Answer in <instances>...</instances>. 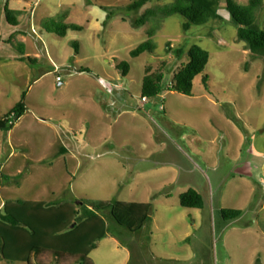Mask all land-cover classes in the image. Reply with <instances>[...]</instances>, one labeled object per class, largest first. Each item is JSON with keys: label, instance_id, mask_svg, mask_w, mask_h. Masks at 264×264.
Returning a JSON list of instances; mask_svg holds the SVG:
<instances>
[{"label": "rangeland", "instance_id": "obj_1", "mask_svg": "<svg viewBox=\"0 0 264 264\" xmlns=\"http://www.w3.org/2000/svg\"><path fill=\"white\" fill-rule=\"evenodd\" d=\"M132 1L0 0V118L25 91L28 106L10 132L0 131V211L8 199L150 203L151 218L138 232L101 214L108 235L89 264H264V56L238 39L222 3L218 18L189 31L181 15L163 20L156 50L132 57L152 26L135 28L134 19L165 3L123 9ZM7 4L22 10L18 25L7 20ZM102 6L116 8L106 25ZM62 12L84 29L47 31ZM258 22L264 28V7ZM22 44L34 61L20 60ZM193 44L210 52L193 94L167 90L143 103L145 68L165 62L167 85ZM122 62L130 64L127 75ZM190 188L203 195V208L181 205ZM224 208L243 215L226 220ZM40 259L53 260L50 253Z\"/></svg>", "mask_w": 264, "mask_h": 264}, {"label": "trees", "instance_id": "obj_2", "mask_svg": "<svg viewBox=\"0 0 264 264\" xmlns=\"http://www.w3.org/2000/svg\"><path fill=\"white\" fill-rule=\"evenodd\" d=\"M164 1L146 8L133 21L135 28L152 25L147 34L149 40L141 43L131 51L132 57H138L145 52L153 53L156 45L153 42L161 22L173 15H181L185 21L183 28L189 31L194 25H204L218 18V7L225 3L227 11L238 25V39L245 43L248 51L254 55L264 56V28L259 25V14L263 10L264 0H248L243 4L237 0H133L125 8L128 11L139 12L147 4ZM108 10L106 25L116 15L111 6H102ZM7 20L14 25L19 24L21 10L5 7ZM68 12H62L45 23L49 32L65 36L69 30L82 31L84 26L74 22H66ZM24 44H22L23 47ZM72 45L79 53V42ZM21 49V61H34L32 57ZM182 48L176 53L183 54ZM189 61L184 63L175 74L174 80L165 85V62L154 70L151 66L145 68L141 95L147 99L157 97L164 91H175L185 95H192L195 78L202 74L210 60V52L199 44L191 45L186 51ZM127 75L130 64L122 62L118 65ZM87 69H81L80 72ZM88 71V70H87ZM264 77V74H263ZM206 88L209 87V76L203 77ZM27 92H23L22 99L12 110L0 118V131L10 132L17 120L28 110L26 104ZM22 173L16 178H20ZM6 180L11 175L4 176ZM180 203L187 208H203L205 200L195 189H188L180 194ZM150 203L123 202L112 200H81L76 203L57 201H34L27 199H8L0 211V258L7 262H24L32 264H46L40 257L46 253L52 255L50 264H64L62 260L73 257L74 264H89V255L97 248L98 242L108 235L107 222L101 214L108 213L114 221L128 229L138 232L150 220ZM223 218L234 220L243 215L242 209L224 208Z\"/></svg>", "mask_w": 264, "mask_h": 264}, {"label": "built area", "instance_id": "obj_3", "mask_svg": "<svg viewBox=\"0 0 264 264\" xmlns=\"http://www.w3.org/2000/svg\"><path fill=\"white\" fill-rule=\"evenodd\" d=\"M58 79H60V76H58ZM142 101H143L144 103H147V102H148V99H147L146 97H144V98H142Z\"/></svg>", "mask_w": 264, "mask_h": 264}, {"label": "water", "instance_id": "obj_4", "mask_svg": "<svg viewBox=\"0 0 264 264\" xmlns=\"http://www.w3.org/2000/svg\"><path fill=\"white\" fill-rule=\"evenodd\" d=\"M150 214H152V209H151V207H150V210H149V215H150Z\"/></svg>", "mask_w": 264, "mask_h": 264}, {"label": "crops", "instance_id": "obj_5", "mask_svg": "<svg viewBox=\"0 0 264 264\" xmlns=\"http://www.w3.org/2000/svg\"><path fill=\"white\" fill-rule=\"evenodd\" d=\"M22 11V10H21ZM144 103V102H143ZM146 105L148 104V102L147 103H145Z\"/></svg>", "mask_w": 264, "mask_h": 264}]
</instances>
